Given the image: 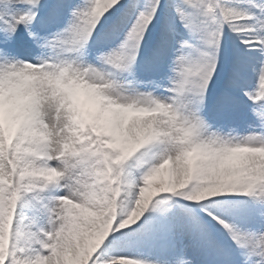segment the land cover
<instances>
[{"label":"snow or ice","instance_id":"1","mask_svg":"<svg viewBox=\"0 0 264 264\" xmlns=\"http://www.w3.org/2000/svg\"><path fill=\"white\" fill-rule=\"evenodd\" d=\"M0 264H264V0H0Z\"/></svg>","mask_w":264,"mask_h":264}]
</instances>
